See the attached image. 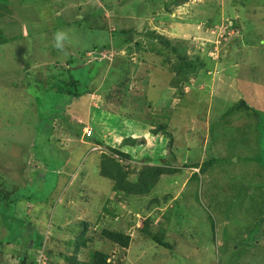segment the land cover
<instances>
[{
  "label": "rangeland",
  "instance_id": "obj_1",
  "mask_svg": "<svg viewBox=\"0 0 264 264\" xmlns=\"http://www.w3.org/2000/svg\"><path fill=\"white\" fill-rule=\"evenodd\" d=\"M39 1L8 0L9 11L0 12L1 34L8 39L0 46V242L11 239L0 245V264H69L64 256L89 262L94 250L110 252L115 255L110 259L119 257L122 264H264V0H188L169 4V10L170 0H104L110 31L154 30L172 45H184L187 55L206 54L217 62L179 88L178 59L162 44L163 53L147 49L145 41L128 55L126 48L97 56L88 51L84 64L107 59V65L89 83L91 93L55 115L49 123L52 138V127L36 130L38 124L48 126L49 108L59 100L42 89L50 78L47 66L58 59L56 66L64 67L71 45L86 44L90 36L70 30V41L57 50L54 33L67 31L60 20L81 4ZM71 67L74 76L81 75L80 66ZM117 88L121 96L115 98ZM239 98L258 116L231 109ZM151 116L167 124L172 138L167 157L179 168L162 174L145 195L116 192L98 174L101 159L96 166L98 151L91 145L100 140L118 147L130 136L143 139L144 145L131 149L137 160L126 161L140 168L141 157L158 150L143 124ZM83 128L92 129L93 137L83 138ZM210 157L217 161L192 175L196 169L190 166ZM183 163L187 167H180ZM29 188L45 202L31 203L42 208L29 209L26 218L6 203L16 189ZM23 202L16 206L24 211ZM8 213L13 230L4 224ZM146 217L149 232L168 247L141 230ZM82 223L89 241L75 252L72 241ZM104 228L130 235L129 246L103 237ZM47 248L49 255L43 253ZM23 254L26 259L19 261Z\"/></svg>",
  "mask_w": 264,
  "mask_h": 264
},
{
  "label": "trees",
  "instance_id": "obj_2",
  "mask_svg": "<svg viewBox=\"0 0 264 264\" xmlns=\"http://www.w3.org/2000/svg\"><path fill=\"white\" fill-rule=\"evenodd\" d=\"M8 0H0V12L6 11L8 12ZM39 1V0H38ZM41 1H48V0H41ZM39 1V2H41ZM57 2L58 0H51ZM62 1V0H61ZM76 3H80L81 5L74 7L72 9L71 14L64 20H60L61 27L66 29L67 31H75V33H78L80 35H87L90 36L89 42L86 44L81 43L80 41H75V47L71 45L72 48H70L73 51H70L68 58L65 60L66 65L63 67L61 65L56 66L57 63H60L58 59H56L55 64H52L51 66H47L48 73L50 75V78L47 79V83L43 84L42 89L46 91L48 94L54 93L55 95H52V97H58V102L51 106L49 109L48 114V126H41V124H38L36 126V130L38 134H40L43 130L46 131V129L51 128L49 127L52 121L55 120V115L60 114V112L64 111L65 109L71 104L78 100L81 96H87L89 93L92 92V88L89 86V83L91 81H94L96 78V74L100 71V69H104L107 65V59L105 60H93L89 64H84V56L86 52H92L97 56L99 52L102 50H115L116 54L120 51L121 48H126L127 55L131 53V51L139 50L144 45H142L143 41L147 43V49H153L157 52L163 53V48L161 46H158L159 44H162L164 47H168L171 52L176 55V59H178V62L175 64V72L179 78L180 84L178 85L179 88H182L184 85H189L188 79L190 77H193L196 72L202 71L207 72L210 69V66L214 64V61L210 57H207L206 54L204 56H189L185 52V46L184 45H172L171 42L162 34L154 31V30H148L144 29L142 31H136L135 27H129V28H121V29H113L109 30V24L104 16V6H108L104 0H101L103 2L102 5H90L85 4L86 0H74ZM123 1V0H121ZM126 1V0H124ZM146 1V0H145ZM148 1V0H147ZM188 0H170L168 4H166V9H168V5L173 3V5H179L182 3L187 2ZM64 2V1H63ZM152 2L155 4L157 0H152ZM165 4V3H164ZM83 8L80 12L79 10ZM169 10V9H168ZM2 14V13H0ZM61 29V28H60ZM2 31L0 30V46L8 41L6 36H3ZM134 34V35H133ZM228 34V33H227ZM133 35V36H132ZM138 35L143 37V40L138 39ZM94 37V38H93ZM93 38V39H92ZM232 39L231 37H229ZM112 41V42H111ZM133 43L131 44V42ZM230 45V51L232 49V45L234 42L229 41ZM68 54V53H67ZM75 54V55H74ZM117 56V55H115ZM122 62L121 59L118 63ZM76 67H79V73H81L80 76H74L71 73V65H74ZM29 65V64H28ZM118 66V65H117ZM83 68V70H82ZM120 71H124L120 66H118ZM54 69H57V72L53 71ZM114 69L113 67L111 68ZM190 74L191 76H189ZM117 76L114 77L113 82L116 83ZM30 83V82H29ZM35 83V82H34ZM111 84V81L109 82ZM108 84V85H109ZM124 85V84H122ZM118 87L121 89V85L119 84ZM117 88L115 93V98H118L121 96V90ZM125 88V87H124ZM121 103V100L119 101ZM67 107V108H65ZM233 110H239L243 109L245 111H251L254 115L258 116L257 110L253 109L244 99L239 98L231 107ZM230 111L232 112V110ZM66 110L64 112H66ZM65 117V115H62ZM40 122L43 120H39ZM42 123V122H41ZM145 123V124H144ZM144 125L148 124V134L152 137V140L154 142V145L156 143L158 150L162 153H160L158 150L155 152L153 156H150L146 154L144 157H141V161L143 162L142 166L140 168L136 167L133 168L128 162L132 159L137 160V157L132 153L131 149L133 147H138L139 145H144L145 141L143 139L136 140L133 139L131 136L127 137L126 139H123L124 142L121 143L122 145L118 147H113L111 145H105L103 141H96L93 142V145H99L102 147V150L98 153H95V164L97 166L98 159H101V162H99V175H101L104 178H107L112 183V190H115L116 192H121L125 195H145L151 191V189L157 184L160 176L162 174L166 173H173L178 170L179 166H175L171 163V160H168V155H172V151H170V145H171V134L167 131V124L163 125L162 123H156L154 122V119H151L149 121L145 120L143 122ZM142 125V126H144ZM264 126V124H262ZM70 130L72 131L71 124H68ZM79 129L81 125L77 126ZM53 127L51 130L50 137L53 136ZM75 135L80 137L81 131L75 132ZM82 136L85 139H89L93 137V131L91 129V134L87 137L83 135ZM158 139L160 141L158 142ZM59 141V139H58ZM92 146V145H91ZM167 149V150H166ZM163 150L165 151V154H163ZM95 152V151H93ZM165 155V156H163ZM98 158V159H97ZM38 160V158L36 157ZM215 157H210L204 161H202L200 164H194L190 166V168L196 169V171L193 172L192 175L196 174H203L205 173L209 167H211L217 160ZM153 161V162H152ZM152 162V164H149ZM174 163V162H173ZM172 165V166H169ZM130 166V167H129ZM178 167V168H177ZM180 167H187L185 163L181 165ZM133 174V177L130 178L129 174ZM52 188V187H51ZM31 188L19 191L15 190L13 192V196L8 202L6 203V207H10L11 205L14 206V214H21L26 215V218H29L30 214L27 213L29 209H32L33 211L38 208L36 206H30L33 202H45L43 201L44 197H37L38 195L30 191ZM44 194H49L50 188L46 190L42 189ZM37 195V196H34ZM46 201H48L47 198H45ZM22 200L26 201L22 204L24 205V208H26L24 211L21 209V207L16 206L18 201ZM151 202H157V199L153 198ZM158 203V202H157ZM105 207V205H104ZM11 208V207H10ZM29 212V211H28ZM40 210L38 211V213ZM11 213V212H10ZM9 215H6V226L10 230H13L9 226L12 227L13 224L10 225L11 221L8 219L11 218ZM29 214V216H28ZM14 217V215H13ZM33 215H31V218ZM34 216L33 218H35ZM32 218V219H33ZM38 218V217H37ZM144 221L143 226L141 227V230L145 232L148 237H150L152 240H154L157 244L162 246H169L168 244L162 242L156 237V234L153 232H149V222L150 218L146 217L143 219ZM81 223V222H79ZM160 225V223H157L156 226ZM81 228L76 233L75 239H73L72 244L75 252H77V249L81 246H87V242L89 241L88 237L85 236L87 224L82 223L79 225ZM152 226V225H151ZM22 227V226H21ZM151 231V230H150ZM101 234L103 237L107 238L110 242L120 246L121 248H127L130 243V235L124 233L123 231L104 228L101 231ZM15 238V237H14ZM11 241L5 240L3 243L0 242V245L2 244H8ZM26 246L28 245L25 242ZM24 246V245H23ZM44 253L46 255H49L51 252L47 248L44 250ZM115 255H112V253L105 252V250H94L92 254V259L89 262H79L75 259V256H64L65 260L69 264H122V261L119 257H116L114 260H111L110 258ZM1 257V253H0ZM17 259L25 260L26 254L23 255H17ZM121 262V263H120Z\"/></svg>",
  "mask_w": 264,
  "mask_h": 264
},
{
  "label": "clouds",
  "instance_id": "obj_3",
  "mask_svg": "<svg viewBox=\"0 0 264 264\" xmlns=\"http://www.w3.org/2000/svg\"><path fill=\"white\" fill-rule=\"evenodd\" d=\"M53 39H54V47L57 49V50H63L64 49V47H65V43L66 42H68V41H70V36H69V32L68 31H64V30H58V31H56L55 33H54V36H53ZM84 129V128H83ZM87 129H89V128H85L84 129V133H83V135L85 136V137H87V135H85V131L87 130ZM90 130V134H91V129H89ZM83 132V131H82ZM89 136V135H88ZM91 149H97V151H101L102 150V147L101 146H99V145H92L91 146V148H90V150ZM40 252H43L42 250L40 251ZM44 253V252H43ZM43 255V254H42ZM42 255L40 256V259H41V257H42ZM43 258V257H42ZM45 258V257H44ZM44 260V259H43ZM42 262V264H44L43 262L44 261H41ZM38 264H41V263H38Z\"/></svg>",
  "mask_w": 264,
  "mask_h": 264
},
{
  "label": "built area",
  "instance_id": "obj_4",
  "mask_svg": "<svg viewBox=\"0 0 264 264\" xmlns=\"http://www.w3.org/2000/svg\"><path fill=\"white\" fill-rule=\"evenodd\" d=\"M85 134H86L87 136L90 135V130L87 129V130L85 131Z\"/></svg>",
  "mask_w": 264,
  "mask_h": 264
}]
</instances>
